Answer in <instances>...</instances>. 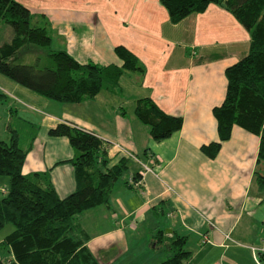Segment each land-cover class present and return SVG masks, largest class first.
<instances>
[{"label":"crops","instance_id":"obj_1","mask_svg":"<svg viewBox=\"0 0 264 264\" xmlns=\"http://www.w3.org/2000/svg\"><path fill=\"white\" fill-rule=\"evenodd\" d=\"M15 1L29 11L34 25L45 27L52 50L65 51L80 65L109 68L105 87L78 104L44 99L0 76V93L6 97L0 105H10L5 113L35 130L19 142L28 148L23 175L46 174L40 185L49 183L61 199L74 192L68 162L73 150L66 138L48 136L58 124L101 139L107 168L128 160V174L114 184L108 204L73 220L98 264H119L129 247L148 251L147 234L155 253L152 264H159L169 256L165 244L173 232L186 237L184 264H264L263 254L254 258L250 251L264 247V188L255 180L256 172H264L256 163L258 136L233 126L213 159L201 151L218 141L212 112L225 98V70L248 52L249 35L235 18L208 5L171 23L159 0ZM116 47L131 53L141 71L123 70ZM34 52L26 54L35 59L40 52ZM142 99L180 117V130L152 139L134 114ZM6 126L0 124V140H8ZM91 211H98L93 222L99 229L90 234L80 219H91ZM168 221L170 231L157 235ZM5 236H0V260H11L10 248L2 247ZM156 236L165 243L157 244ZM131 238L139 245H130Z\"/></svg>","mask_w":264,"mask_h":264},{"label":"trees","instance_id":"obj_2","mask_svg":"<svg viewBox=\"0 0 264 264\" xmlns=\"http://www.w3.org/2000/svg\"><path fill=\"white\" fill-rule=\"evenodd\" d=\"M170 22L205 11L215 5L230 13L249 35L247 54L225 70L226 94L222 104L213 109L218 141L202 146V153L213 159L222 142L230 138L233 126L259 138L256 163L264 166V0H159ZM0 25L10 28V39L0 43V76L44 99L78 104L93 99L105 86L109 68L80 65L65 51L50 48V37L43 26L32 23L29 11L15 0H0ZM40 53L32 65L17 63L20 54ZM122 69L141 71L137 59L122 47L114 49ZM121 70L115 71L116 77ZM0 93V103L5 100ZM134 114L149 129L152 139L163 140L180 130L182 119L161 112L150 99L138 100ZM8 140H0V177L8 186L0 198V231L9 224L12 231L3 240L11 260L0 264H98L77 234L73 220L86 210L106 206L114 184L128 169L121 159L107 168L106 144L86 131L58 124L48 131L50 137H63L73 150L68 161L74 170L76 188L59 198L46 174L23 175L28 148L19 142L33 137L35 130L13 118ZM13 122V127L12 126ZM16 124V125H15ZM29 133V134H28ZM33 134V135H32ZM29 135V136H28ZM136 180V177L133 179ZM259 189L264 188V172L255 173ZM131 186V185H130ZM162 231L157 235H162ZM156 243L163 244L157 238ZM186 237L172 233L165 244L169 256L159 264H184L189 258Z\"/></svg>","mask_w":264,"mask_h":264},{"label":"rangeland","instance_id":"obj_3","mask_svg":"<svg viewBox=\"0 0 264 264\" xmlns=\"http://www.w3.org/2000/svg\"><path fill=\"white\" fill-rule=\"evenodd\" d=\"M10 34H11V32H10V28L8 26L0 25V43L8 41V39H10ZM34 53L35 52H33L31 54H34ZM29 54H26V55L25 54H23V55L20 54L18 56L17 63L32 65L34 63L35 59ZM6 102L7 101H5L3 104L0 105V119H2V120H0V124L3 123V122H7V126H6L7 128L6 129H8V128L10 129V127H11V121H10L11 117H10L9 113H5L6 108L9 107L10 105H7L8 103H6ZM12 126H13V122H12ZM0 135H2V130L1 129H0ZM2 137H4V136H2ZM127 170H126L125 174L123 175V177L118 180L119 182L122 181L123 178H125L127 176V174H128ZM7 186H8V178L5 177V176L0 177V198L3 197V193L6 191ZM90 210H93V209H89V211ZM86 211L89 212L88 210H86ZM86 211H84V212H86ZM111 211H113V210L111 209ZM84 212L81 213L80 215L83 216ZM97 212L98 211H91L89 213V214H94L91 217V219L88 218L89 216L87 217L86 215L84 216V218H82V220L79 218L81 223H84L88 227H90L89 230H88L90 234L94 233V231L99 229L98 226H94L95 223L93 222V220H96V219L98 220L99 219V217H98L99 215H98ZM80 215H78V216H80ZM169 226H170V221L167 222L166 226H161L160 229H161V231H163L164 234H166L167 231H170ZM11 230H12L11 225H9V224L5 225V227L0 231V236H4V235L9 234L11 232ZM145 237H146V239H145L143 244H145V247L147 248L148 251L145 250L144 253L141 252L139 242L137 243V241L135 239L131 238L128 241V243L130 245H131V243L136 244L134 247L139 245V249L137 247L136 248L129 247L130 250H129L128 254H126L124 257H122V259L120 261H118L117 263H119V264H152L153 261L156 262V260L154 258L155 253H154L153 250L149 249V245H148V243H150V237H149L148 234ZM187 243L189 244V241ZM186 247H187V244L185 245V250H187ZM147 252H150V253L148 254Z\"/></svg>","mask_w":264,"mask_h":264},{"label":"built area","instance_id":"obj_4","mask_svg":"<svg viewBox=\"0 0 264 264\" xmlns=\"http://www.w3.org/2000/svg\"><path fill=\"white\" fill-rule=\"evenodd\" d=\"M144 170L147 172H149L150 170L149 169H147V168H144ZM130 184H133V182L132 181H130ZM133 185H137L136 183L135 184H133ZM250 251H251V253H252V255H253V257L254 258H257V255H264V247H262V248H253V247H250Z\"/></svg>","mask_w":264,"mask_h":264}]
</instances>
